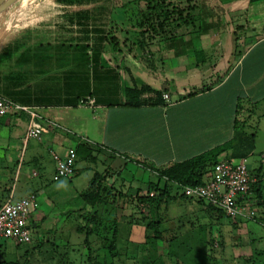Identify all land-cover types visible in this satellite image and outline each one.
<instances>
[{"label":"crops","instance_id":"obj_1","mask_svg":"<svg viewBox=\"0 0 264 264\" xmlns=\"http://www.w3.org/2000/svg\"><path fill=\"white\" fill-rule=\"evenodd\" d=\"M220 2L228 17L225 27L194 33L167 28L166 35L144 34L139 12L132 23L129 8L141 9L142 0L10 4L0 13V97L24 100L15 104L36 112L46 132L23 143L28 114L12 111L0 117V179L19 181L24 163L14 173L7 169L19 144L28 153L27 163L50 169L51 178L52 153L63 156L84 143L100 149L97 159L110 171L122 173L130 163L151 178L153 172L140 163L155 168L181 163L232 142L238 122L245 130L256 128L254 110L264 102V0ZM204 85L208 88L202 90ZM131 88L145 91L136 99L127 96ZM260 117L264 120V114ZM53 145L62 148L53 151ZM230 156L223 152L218 162L238 160ZM248 156V169L257 178L252 196L264 203V150L257 153L254 147ZM78 163L68 182L89 169L88 163ZM32 175L38 171L32 169ZM27 185L1 189L0 184V201L42 189ZM86 189L69 193L59 186L55 192H68L66 199ZM189 201L191 207L197 204ZM256 242L264 245L263 227L258 239L250 238Z\"/></svg>","mask_w":264,"mask_h":264},{"label":"rangeland","instance_id":"obj_2","mask_svg":"<svg viewBox=\"0 0 264 264\" xmlns=\"http://www.w3.org/2000/svg\"><path fill=\"white\" fill-rule=\"evenodd\" d=\"M140 7L143 8V3ZM130 9L131 16H134L133 23L136 21V12L141 9L136 6H132ZM212 62L214 64V60L211 61V64ZM11 101L15 104L17 101L23 102L24 100L12 99ZM262 114H264V102H261L254 110L252 122L256 123V128L246 130L248 134H256L255 149L257 153L264 150V120L260 117ZM70 136L74 139L72 135ZM59 146L62 148L61 145H53V151H57ZM63 148L67 149L66 145ZM11 152H15L16 157L13 163L7 164V169H12L14 173L15 167L24 163L20 171L21 177L19 181L17 178L0 179L1 189L11 188L12 184L19 189L21 184L23 185L27 181L26 187L35 188L41 185L43 190H38L35 194L39 207L33 217L35 223L31 230L32 243L19 247L9 240L0 238V264H83L88 253L83 245L84 234L79 233L77 229L85 225L86 219L94 212L100 217L101 231L108 239H111L112 233L109 230L111 226L109 222H115L117 256L112 259V264H174L176 260H171L168 256L167 245L168 241L173 239H175L173 250L179 255L185 253V249L181 247L184 244L198 243V247L204 249L207 255L202 264H262L263 262L264 256H258L256 252L259 248L263 249L264 245L257 242L254 245L250 243V238L258 239L262 235V227L259 225L258 219L237 220L235 224L225 218L218 219L205 206L197 202V204H193L194 207H191L192 205L189 204L191 202L177 195V189L171 185L169 186L171 189L169 196L162 197L159 196L158 191H153V197L157 202V216L161 221L159 229L161 238L146 234L144 224L150 218L149 211L145 207L137 206L133 199L129 198L123 202L120 200L117 207L110 205L93 207L83 203L79 194L65 199V194L68 192L75 189L77 191L86 189L93 171L103 176L99 179L100 185L109 189L120 188L122 191H127L129 186L131 189L143 187L144 182L158 184L159 188H163L165 180H159L154 173L150 178L149 173L147 174L129 163L120 175L123 179L121 180L115 174L116 171L113 172L105 168L106 165L103 161L97 159L94 164L88 163L89 169L82 170L77 177H73L71 182L67 181L70 178L56 182L51 178L50 169L46 170L40 168V165L27 163L29 156L21 144L14 147ZM43 154L44 159L49 160L50 154L47 150H44ZM78 162H81L78 163L80 167L84 165L83 161ZM250 162V156H248V163L250 164ZM32 169L38 171V176L32 175ZM2 183H5L4 188ZM59 186L68 192H55V188ZM202 227L206 229L203 233L201 232ZM203 237L208 240L204 248L201 247ZM89 240L94 243L93 236ZM99 247L100 244L96 242L94 249ZM105 257H107L106 254ZM192 260L193 257L186 255L184 260L181 259L180 264H192ZM195 260H198L197 263L200 264L199 258Z\"/></svg>","mask_w":264,"mask_h":264},{"label":"trees","instance_id":"obj_3","mask_svg":"<svg viewBox=\"0 0 264 264\" xmlns=\"http://www.w3.org/2000/svg\"><path fill=\"white\" fill-rule=\"evenodd\" d=\"M142 3L143 8L139 11V18L141 19V27L143 28L144 34H157V32H160L166 35L165 31L167 28L180 29L182 27L191 29L193 33L198 31H218L226 26L225 17L227 14L220 0H142ZM206 88L208 86L204 85L202 90ZM143 91L145 90L131 88L127 90V96L129 97L133 94L136 98ZM254 144V133L248 134L244 129V124L238 122L235 138L228 144L202 153L187 161L171 164L163 168H155L149 164L140 163L144 169L153 172L159 180H165L163 188H159L158 184L146 183L143 187L136 189H131V186H129L127 191H122L120 188L115 189L114 187L109 189L104 185H100L99 179L103 176L94 172L87 189L80 193L79 196L83 203L90 204L93 207L101 205L117 207V203L120 200L123 202L129 198L133 199L137 206L145 207L149 211L150 218L144 224L146 234H152L156 238H161L159 230L161 221L157 216V202L153 196H150V193L158 191L159 196H169L171 192L169 186L171 185L177 189V195L183 199L190 200L183 196L181 189L186 186L203 185L209 178L212 167L218 162L221 153L226 151L230 152L232 159L246 158L254 149ZM75 151L77 157L76 163L78 161H84L94 164L97 162V157L101 153L98 147L91 146L87 143L78 145ZM115 174L120 177L121 172ZM120 179L123 180L121 177ZM252 201L258 211L257 219L264 229V203L259 196H252ZM196 202L205 206L218 219L224 218L220 210L205 204L203 201L199 200ZM86 220L87 223L77 229L79 233L84 234L83 245L88 253L83 264H112V259L117 256L115 244L117 228L114 224L115 222H109L111 225L109 230L112 233L111 239H108L101 231V219L95 212ZM201 229L202 233L206 231L204 227ZM92 236L94 243L89 240ZM203 238L201 241L202 248L208 243V240ZM174 240L168 241L169 243L167 244L169 248L168 256L171 260H176L174 264H180L181 259L184 260L186 255L193 257L192 264H199L197 263L198 260H195L197 258H199V262L202 264L207 255L204 249L198 247V243L184 244L181 247L185 249V253L179 255V253L173 250ZM96 242L100 244V247L94 249ZM105 254L107 257H105ZM256 254L258 256H264V252L261 251L256 252ZM262 264H264V259Z\"/></svg>","mask_w":264,"mask_h":264},{"label":"built area","instance_id":"obj_4","mask_svg":"<svg viewBox=\"0 0 264 264\" xmlns=\"http://www.w3.org/2000/svg\"><path fill=\"white\" fill-rule=\"evenodd\" d=\"M161 98L169 100L167 93L161 94ZM87 103L92 104V101L88 100ZM12 111L26 112L29 116L23 143L30 139L39 140L46 132L36 112L0 97V117ZM76 158L74 148L68 149L64 156L52 153L55 163L52 180L57 182L71 178L76 171ZM256 181L257 178L248 169V157L236 161H219L213 165L211 174L203 185L183 187L181 193L187 199L200 200L220 210L224 218L231 222L256 220L258 211L252 201V187ZM150 196H154V193L151 192ZM38 207L35 194L18 199L10 195L6 200L0 201V238L19 247L31 244L29 221L32 212Z\"/></svg>","mask_w":264,"mask_h":264},{"label":"water","instance_id":"obj_5","mask_svg":"<svg viewBox=\"0 0 264 264\" xmlns=\"http://www.w3.org/2000/svg\"><path fill=\"white\" fill-rule=\"evenodd\" d=\"M18 0H0V13L4 11L10 4Z\"/></svg>","mask_w":264,"mask_h":264}]
</instances>
